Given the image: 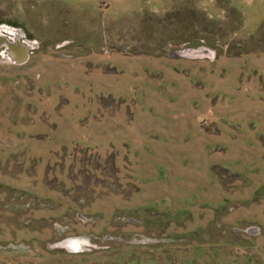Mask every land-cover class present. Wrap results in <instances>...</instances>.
I'll list each match as a JSON object with an SVG mask.
<instances>
[{"label": "rangeland", "instance_id": "374dc122", "mask_svg": "<svg viewBox=\"0 0 264 264\" xmlns=\"http://www.w3.org/2000/svg\"><path fill=\"white\" fill-rule=\"evenodd\" d=\"M165 9L0 0V31L29 45L20 64L0 47V253L264 264V6Z\"/></svg>", "mask_w": 264, "mask_h": 264}, {"label": "crops", "instance_id": "0c3cea01", "mask_svg": "<svg viewBox=\"0 0 264 264\" xmlns=\"http://www.w3.org/2000/svg\"><path fill=\"white\" fill-rule=\"evenodd\" d=\"M60 2H64L68 5L74 6H90L91 10H95L99 12V14L106 16L108 20H111L112 17L116 16H128L134 18L135 16H143L144 14H164L166 11V7L172 5L174 2H178L179 0H57ZM233 6L238 7H255L259 8L260 6H264V0H228ZM69 42H73L71 39H64L62 43L68 44ZM77 47H79L77 45ZM37 112H33L31 116L34 118L42 117L41 113L36 115ZM31 114V113H30ZM44 114V113H43ZM62 112H54L52 113V118H58V122L55 121H42L43 127L47 129L46 132H51L54 135L63 134L65 127V122L63 120H59L62 117ZM46 118L50 117L48 114L45 115ZM39 128V126H38ZM44 130V129H43ZM62 138V137H61ZM57 140V139H56ZM59 143H63L64 139H58ZM168 151L170 152L172 149H176V147L171 148L168 147ZM161 153L159 156V160L163 165H176V162H171L175 158V154L173 153ZM175 152V151H173ZM21 248H17L19 253L15 255L5 256L0 253V264H36L39 262H44L47 259L51 260L54 258V255L48 256H37L31 255L28 252H31V249L23 244L22 242L18 244Z\"/></svg>", "mask_w": 264, "mask_h": 264}, {"label": "water", "instance_id": "95a60500", "mask_svg": "<svg viewBox=\"0 0 264 264\" xmlns=\"http://www.w3.org/2000/svg\"><path fill=\"white\" fill-rule=\"evenodd\" d=\"M0 47H4L7 57L15 63H23L28 59L29 45L23 44L17 38L9 39L0 31Z\"/></svg>", "mask_w": 264, "mask_h": 264}, {"label": "built area", "instance_id": "2783aa9c", "mask_svg": "<svg viewBox=\"0 0 264 264\" xmlns=\"http://www.w3.org/2000/svg\"><path fill=\"white\" fill-rule=\"evenodd\" d=\"M73 240H74V239H73ZM68 244H69V241L66 240L65 243H64V245L67 246ZM73 244H76V245H73ZM84 244H85V243H81L79 240H77V241H74V242L70 245V247H71V248H74V249H76V248L78 247V248L81 249V246L84 245ZM64 245H63V246H64Z\"/></svg>", "mask_w": 264, "mask_h": 264}, {"label": "clouds", "instance_id": "9594fccd", "mask_svg": "<svg viewBox=\"0 0 264 264\" xmlns=\"http://www.w3.org/2000/svg\"><path fill=\"white\" fill-rule=\"evenodd\" d=\"M81 243H85V244H86V243H87V241H86V240H85V241H81ZM74 250H76V251H79V250H81V249L77 247V248H76V249H74Z\"/></svg>", "mask_w": 264, "mask_h": 264}, {"label": "flooded vegetation", "instance_id": "af4514ba", "mask_svg": "<svg viewBox=\"0 0 264 264\" xmlns=\"http://www.w3.org/2000/svg\"><path fill=\"white\" fill-rule=\"evenodd\" d=\"M61 46V45H60ZM63 46V45H62Z\"/></svg>", "mask_w": 264, "mask_h": 264}]
</instances>
